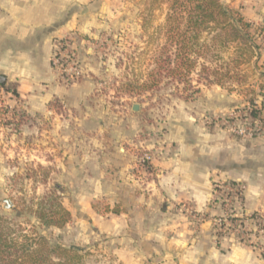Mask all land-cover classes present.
I'll list each match as a JSON object with an SVG mask.
<instances>
[{
	"label": "rangeland",
	"instance_id": "rangeland-1",
	"mask_svg": "<svg viewBox=\"0 0 264 264\" xmlns=\"http://www.w3.org/2000/svg\"><path fill=\"white\" fill-rule=\"evenodd\" d=\"M221 1L252 25L258 46L250 60L233 46L226 63L207 64L230 65L233 79L224 86L205 82L200 61L193 88L165 85L167 78L159 89L144 88L173 51L171 0H93L90 29L54 39L51 63L59 53L65 60L52 66L57 81L74 97L88 91L81 102L56 99L45 114H30L16 85L0 84V231L18 249L44 237L52 246L83 249L86 264H192L186 252L193 249L196 259L201 242L211 240L216 249L231 241L264 264V207L252 211L246 202L252 145L264 144V0ZM114 155L133 159L132 181L117 176V189L104 172L112 169ZM161 157L183 158L186 166L193 157L216 168L202 211L194 200L178 204L162 191L152 199L146 188H159L153 162ZM52 195L58 197L53 212L61 203L71 213L63 228L38 218L42 209L50 213ZM138 197L155 202L146 217L158 227L156 239H124L128 228L120 231L123 221L135 218ZM183 225L186 236L178 239Z\"/></svg>",
	"mask_w": 264,
	"mask_h": 264
},
{
	"label": "crops",
	"instance_id": "crops-1",
	"mask_svg": "<svg viewBox=\"0 0 264 264\" xmlns=\"http://www.w3.org/2000/svg\"><path fill=\"white\" fill-rule=\"evenodd\" d=\"M92 7L93 0H0V77L6 79V84L16 85L18 95L24 99L30 114H45L49 103L56 99L72 106L88 94L86 91L85 95L74 97L73 90L59 84L50 56L54 39L63 32H87L90 29L93 23L90 15ZM114 156L110 164L112 169L104 172L110 181L109 187L117 189V176L128 180V183L132 181L133 159L129 155ZM190 158L188 166L183 164V158L174 160L161 157L153 162L160 180L159 188L153 185L146 188L152 193V199L158 195V191H162L169 197L168 201L181 204L184 200H194L201 211L207 206L211 195L209 174L216 168L205 162L195 163L194 158ZM240 175V171L234 174L235 178ZM184 178L187 180L182 184ZM187 185L191 190H184ZM152 199L140 203L142 199L137 198L135 218H127L121 225V232L124 227L128 228L124 233L127 238L124 239H156L160 236L158 227H150L146 217L148 211L154 213L157 208ZM246 202L252 211L264 207V144L252 145V185ZM167 208L170 209L168 205ZM186 230L187 227L183 225L178 239L186 236ZM110 232L116 234L117 229L111 227ZM201 239L211 238L204 235ZM199 246L202 253L196 259V255L192 257L193 249L186 252L192 264H256L250 253L231 241L222 243L216 249L211 240L209 244L201 242ZM179 250L181 256L184 255V251Z\"/></svg>",
	"mask_w": 264,
	"mask_h": 264
},
{
	"label": "trees",
	"instance_id": "trees-1",
	"mask_svg": "<svg viewBox=\"0 0 264 264\" xmlns=\"http://www.w3.org/2000/svg\"><path fill=\"white\" fill-rule=\"evenodd\" d=\"M167 24L168 42L173 51L163 60L165 66L162 64L156 72L149 75L151 81L143 85L147 90L159 89L164 78L169 80L165 85L186 83L188 88H193L192 75L200 61L205 63L201 65L198 74L205 82L224 86L225 80L233 79L230 65L226 64L222 70L207 64L226 63L225 55H229L235 47L236 53L249 57L248 60L252 57V49H258L252 43V25L221 0H171ZM176 88L178 90L179 85ZM186 90L188 89H184ZM199 92L200 89L197 88L193 93ZM48 200L51 205L50 213L46 214L42 209L39 220L49 228H63L70 221L71 213L61 203L56 205L53 212L52 206L54 201H58V197L52 195ZM234 220L240 221L237 218ZM83 252L79 247L52 246L44 237H39L34 245L18 249L0 231V264H86V254Z\"/></svg>",
	"mask_w": 264,
	"mask_h": 264
},
{
	"label": "built area",
	"instance_id": "built-area-1",
	"mask_svg": "<svg viewBox=\"0 0 264 264\" xmlns=\"http://www.w3.org/2000/svg\"><path fill=\"white\" fill-rule=\"evenodd\" d=\"M57 60L58 61H56V60L52 61V66L53 67H56L57 63L58 64H64L65 63V60L63 59V54L62 53L57 54ZM0 108H1V102H0ZM148 159H150V158L148 157Z\"/></svg>",
	"mask_w": 264,
	"mask_h": 264
},
{
	"label": "water",
	"instance_id": "water-1",
	"mask_svg": "<svg viewBox=\"0 0 264 264\" xmlns=\"http://www.w3.org/2000/svg\"><path fill=\"white\" fill-rule=\"evenodd\" d=\"M5 82H6V79L4 77H0V84H5ZM133 110L134 111H138L139 110V106L138 105H135L133 107ZM12 205L13 204L11 202L7 201V208L8 209H10L12 207Z\"/></svg>",
	"mask_w": 264,
	"mask_h": 264
}]
</instances>
